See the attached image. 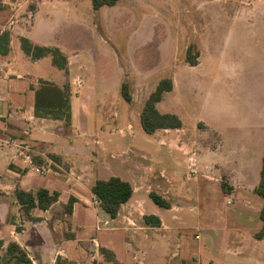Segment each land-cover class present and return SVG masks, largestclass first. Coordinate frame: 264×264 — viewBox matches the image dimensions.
Instances as JSON below:
<instances>
[{
	"label": "crops",
	"instance_id": "1",
	"mask_svg": "<svg viewBox=\"0 0 264 264\" xmlns=\"http://www.w3.org/2000/svg\"><path fill=\"white\" fill-rule=\"evenodd\" d=\"M33 1L0 0V14L6 12L9 16L0 22V35L1 31L9 35V52L0 55V241L3 249L11 242L17 243L27 252L32 264H55L57 258L67 264H111L100 254L103 248L112 251L123 264H264V237L254 236L262 222L256 229L250 228L263 207L255 203L247 206V219L241 217L238 222L247 229L235 223L232 214L223 215L227 221L223 226L227 230L231 226L239 237L247 240L246 253L243 240L241 247L229 251L223 263L210 250L209 238L215 231L219 232L220 241L233 239V231L222 236L223 230L215 229L214 221L210 222L213 215L221 220L213 207L208 204L197 207L201 195L209 196L214 183L222 191L221 174H233L223 161L220 146L211 140L212 134L221 132L222 128L210 127L199 118L196 135L184 139V134H179L184 131L181 121L175 137H162L172 129L146 133L157 137L153 142L154 151L135 146L132 140L137 132L133 122L140 119L144 102L160 80L153 89L144 92L143 98L137 96L142 86L135 83L130 90L128 79L112 82V92L108 81L104 82L98 75L99 59L106 63L114 50L106 40L105 22L92 27L80 13V0H36L32 4ZM103 7L94 10L100 13ZM115 28L123 30L121 24ZM20 37L35 45L57 48L66 58L65 68L58 69L50 56L32 59L21 50ZM197 52L198 65L200 52ZM90 73L94 78L88 77ZM170 79L173 88L169 92H172L175 81ZM39 80L50 82L68 94L69 127L62 121L35 116V89ZM124 82L129 87L130 103L121 93ZM110 92L132 106L131 112L125 107L122 113L108 114L106 109L93 105V101L108 99ZM136 105L140 108L134 113ZM252 133L255 129L247 128L244 145L247 153H242L247 154L249 179L255 152V202L264 131L255 137ZM49 155L56 156L58 161L53 162ZM34 158L43 164H35ZM38 167H44L45 171H36ZM245 167L246 163L238 172L242 174ZM111 177L127 181L133 188L131 198L114 219L100 205H95L96 198L91 191L95 181ZM17 189L33 194L46 189L59 196L47 210L33 208L30 216L34 220H30L16 200ZM188 191L196 198L195 203L187 197ZM151 192L164 198L169 208L155 204L149 196ZM71 197L75 199L72 213L66 215L64 207ZM225 199L226 204H231L230 199ZM254 206L258 207L255 216L251 214ZM184 210H188L186 218L183 214L179 216ZM166 214L169 220L164 217ZM144 216L157 217L160 225L147 224Z\"/></svg>",
	"mask_w": 264,
	"mask_h": 264
},
{
	"label": "rangeland",
	"instance_id": "2",
	"mask_svg": "<svg viewBox=\"0 0 264 264\" xmlns=\"http://www.w3.org/2000/svg\"><path fill=\"white\" fill-rule=\"evenodd\" d=\"M79 2L81 15L92 27L102 26L105 22L108 28L106 40L114 50L106 63L99 59L98 75L104 82L108 81L111 91L112 82L128 79L130 90L135 83L142 86L137 96L143 98L144 92L153 89L159 80L173 78L174 90L163 96L157 108L162 113L179 117L184 129L179 134H184V139L195 136L199 118L210 127L222 128L221 132L212 134L211 140L220 146L223 161L233 174H221L222 191L214 183L209 196L201 195L197 207L203 208L206 204L213 207L221 220L213 215L210 222L214 221L215 229L223 230L222 236L233 231V239L220 241L216 231L209 238L210 250L218 257V262L223 263L231 249L241 247V240L246 253L247 240L239 237L231 226L228 230L223 226L227 224L223 215L232 214L234 222L239 224L241 217L247 219V206L252 203L264 206V199L257 195L254 202L255 152L249 179L247 154L242 153H247L244 149L247 128L255 129L253 137L264 131V0H120L114 7H103L100 13L93 9L90 0ZM35 3L36 0L32 4ZM2 14L0 22L8 16L6 12ZM119 24L123 30L116 31L115 26ZM105 46L109 48V45ZM189 47L192 53L200 52L197 66L186 61ZM91 76L94 78L90 73L88 77ZM112 92L108 99L93 101V105L97 109H106L108 114L122 113L125 107L128 113L131 112L132 106ZM138 108L139 105L134 106L133 112ZM133 125L137 136L130 139L134 145L154 151L153 142L157 137L143 131L139 118ZM123 129L127 135L126 128ZM169 132L162 137L178 135L175 129ZM128 138L123 140L129 141ZM244 163L246 169L241 174L238 171ZM180 171L183 172V168ZM187 197L193 202L196 200L190 191ZM225 197L231 204H226ZM254 208H251V214L255 216L258 207ZM182 214L186 218L184 215L188 210L179 216ZM164 217L168 218V214ZM250 224L253 230L257 224L261 225V221L256 216Z\"/></svg>",
	"mask_w": 264,
	"mask_h": 264
},
{
	"label": "trees",
	"instance_id": "3",
	"mask_svg": "<svg viewBox=\"0 0 264 264\" xmlns=\"http://www.w3.org/2000/svg\"><path fill=\"white\" fill-rule=\"evenodd\" d=\"M93 9L97 10L103 6H114L119 0H90ZM1 8V7H0ZM21 50L29 55L32 59H39L41 57L50 56L53 65L58 69H64L66 65V58L61 51L53 47H45L35 45L24 37L19 38ZM9 52V35L3 33L0 35V55L5 56ZM198 52L192 53V48L187 50L186 60L191 66L197 65ZM173 88V83L170 78L161 79L155 90L150 93L148 98L143 104L140 113V122L142 129L147 134H153L159 129H180L182 126L181 120L174 114H162L157 108L156 104L159 103L163 95ZM121 93L123 98L130 103L132 101L129 93V87L126 83L121 86ZM35 116L38 118H50L53 120L62 121L65 127H69L71 124V107L70 99L66 92L58 86L39 80V85L35 89ZM49 158L53 162H57L58 158L54 155H49ZM33 161L37 165H42L43 161L34 158ZM54 167V166H52ZM96 200L100 207L109 214L111 218H116L121 206L125 204L131 198L133 194V188L131 184L118 177H111L107 180L99 179L95 181L91 188ZM254 193L260 198L264 199V150L262 156L260 179L257 186L254 189ZM58 193H50L46 189H39L35 194L31 192H25L17 189L15 197L18 204L21 206L25 216L30 220H34L30 216V212L33 208L37 207L41 210H47L52 204L58 200ZM152 201L160 207L169 208V203L166 202L157 193L151 192L149 194ZM75 199L70 198L65 205L66 215L72 213L73 203ZM144 221L151 226H159L160 221L155 216H144ZM259 219L262 222V226L258 232L254 234L256 239H262L264 237V206L259 211ZM100 254L103 259L111 264H123L116 260L112 251L107 249H100ZM0 264H32L27 252L22 249L17 243H9L5 249H3V243L0 241ZM55 264H67L66 261L61 258H57Z\"/></svg>",
	"mask_w": 264,
	"mask_h": 264
},
{
	"label": "built area",
	"instance_id": "4",
	"mask_svg": "<svg viewBox=\"0 0 264 264\" xmlns=\"http://www.w3.org/2000/svg\"><path fill=\"white\" fill-rule=\"evenodd\" d=\"M1 33L3 34L4 31H1ZM36 171L43 173L45 171V168L44 167H38V168H36ZM228 203H230V202H228ZM95 205H99V203L96 199H95ZM196 238H198V236H196Z\"/></svg>",
	"mask_w": 264,
	"mask_h": 264
}]
</instances>
